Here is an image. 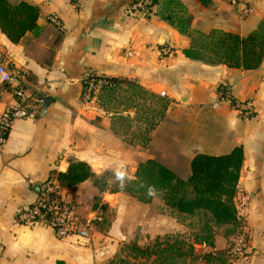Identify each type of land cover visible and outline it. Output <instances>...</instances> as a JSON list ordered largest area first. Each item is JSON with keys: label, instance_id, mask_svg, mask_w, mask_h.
Instances as JSON below:
<instances>
[{"label": "crops", "instance_id": "obj_1", "mask_svg": "<svg viewBox=\"0 0 264 264\" xmlns=\"http://www.w3.org/2000/svg\"><path fill=\"white\" fill-rule=\"evenodd\" d=\"M8 1L39 9L36 30L19 43L0 32V53L25 73L27 87L38 92L41 103H35L31 117L14 122L0 149V264H106L139 232L152 240L183 231L184 216L172 214L159 195L145 204L105 190L107 176L119 170L132 180L140 163L155 160L186 180L195 155H223L235 147L243 151L235 197L238 230L249 231V246L245 260L226 259L264 264V60L257 69L243 70L186 58L190 39L161 18L167 0H153L145 18L125 14L134 0H86L81 9L69 0ZM176 1L191 17L192 31L246 37L264 22V0H238L251 6L246 18L223 0ZM51 14L62 27L49 22ZM164 43L173 47L166 57L159 51ZM88 75L126 81L150 98L165 93L163 118L148 143L138 135L127 139L124 130V121L137 123V104L117 112L101 94L90 104L82 101ZM220 85L229 87L234 99L250 100L255 116L243 121L229 101L219 102ZM73 161L86 163L93 177L63 188L62 194L83 217L101 209L102 221L91 236L58 239L43 225L15 223L18 211L35 201L40 184L66 173ZM227 243L217 234L213 248L201 249L224 254Z\"/></svg>", "mask_w": 264, "mask_h": 264}, {"label": "trees", "instance_id": "obj_2", "mask_svg": "<svg viewBox=\"0 0 264 264\" xmlns=\"http://www.w3.org/2000/svg\"><path fill=\"white\" fill-rule=\"evenodd\" d=\"M150 1L151 5L155 2ZM208 1L199 0L203 5ZM163 6L166 15L161 13V18L190 39L189 48L183 51L186 58L243 70H254L262 64L263 23L246 37L220 30L195 33L190 29L191 17L179 2L167 0ZM168 6H171V10ZM38 15V7L25 1L11 3L8 0H0V32L11 43L17 44L27 33L36 30ZM194 34H197L196 38ZM108 79L115 85L101 94L110 92L121 83L130 86L126 81ZM137 91L142 93L141 90ZM165 108L163 105V111ZM154 127L155 125H152L151 130ZM151 130L145 131L146 137L140 140L141 143L149 142L148 135ZM242 163L241 147H235L223 155L197 154L191 160L190 175L186 180L180 179L155 160L140 163L135 178L126 180L124 189L114 191L125 192L137 201L147 204L153 199L147 195V186L155 185L157 195L170 208L171 213L184 216V220L196 219L199 230L192 242L168 235L163 239L157 237L153 244L146 247H140L136 243L125 244L106 264H194L198 258L194 246L213 248L218 228H226L223 234L226 238L235 234L240 226L235 197ZM57 177L61 187L68 188L92 178L93 173L86 163L73 161L67 172L59 173ZM95 184L98 185V181ZM141 184L144 187H141ZM101 188L99 184V189ZM122 253L127 255L122 256ZM205 260L207 264H228L225 253L207 255Z\"/></svg>", "mask_w": 264, "mask_h": 264}, {"label": "built area", "instance_id": "obj_3", "mask_svg": "<svg viewBox=\"0 0 264 264\" xmlns=\"http://www.w3.org/2000/svg\"><path fill=\"white\" fill-rule=\"evenodd\" d=\"M69 1L74 7L81 9L86 0ZM223 1L239 7V15L242 18L248 17L251 12V6L248 3L238 0ZM150 7V0H135L126 9L125 14L129 17L145 18L150 14ZM48 20L56 27H62L61 20L56 15H49ZM159 51L163 57H166L172 54L173 47L169 43H164ZM25 80V73L17 68L9 57L0 53V149L7 142L14 122L31 117L35 103H41L38 92L29 89ZM114 85L108 78L88 75L83 82L82 101L90 104L104 90ZM217 90L218 101H229L231 108L237 112L241 120L248 121L255 116L254 105L250 100L234 99L230 88L225 85H220ZM160 96H165V93L161 92ZM219 102L214 103L213 107H217ZM62 189L57 177H49L38 187L35 201L18 211L15 223L25 227L43 225L50 228L58 239H88L95 231L96 224L102 221L101 209H98L93 216H81L76 206L64 198ZM248 244L249 231L240 229L231 235L225 249L228 261L245 260Z\"/></svg>", "mask_w": 264, "mask_h": 264}, {"label": "rangeland", "instance_id": "obj_4", "mask_svg": "<svg viewBox=\"0 0 264 264\" xmlns=\"http://www.w3.org/2000/svg\"><path fill=\"white\" fill-rule=\"evenodd\" d=\"M262 31H264V22L261 25ZM195 33L199 31H195ZM195 38L197 37V34H194ZM101 100L105 103H107L110 109L116 110L117 112L122 111L126 107H130L132 104H137L138 108V116H137V123H131V121H124L123 125L126 127L124 128L127 139L134 138L135 135H138V140H141L142 138L146 137L145 131L147 129L151 130L152 125H157L163 118V109L162 106L168 103L167 96H159V99L150 98L148 95H145V93H140L135 88H132L125 83H122V85H119L115 89L111 90L110 92H105L101 94L100 96ZM134 104V105H135ZM146 119V120H145ZM155 128V127H154ZM123 183L124 185L127 183L126 180L123 178L122 180H117V178L114 176L112 177L107 176L106 179V187L105 190L114 191L119 189H124L120 187V184ZM97 205L94 204L92 207H96ZM170 211V208H168ZM185 228L183 231H178L175 234H169V236H178L181 237L189 242L193 241V238L195 234H197L199 230L198 222L196 219L191 218L189 220H186L184 222ZM226 231V228H218L217 234H224ZM165 236L168 235H162L157 236L163 239ZM152 240L147 237V235L141 236L140 232L136 236V238L128 243L124 244H132L136 243L140 247H146L150 246L154 243L155 239ZM231 237V235L228 237ZM123 244V245H124ZM198 247H195V252L198 256L197 261L194 264H207L205 257L207 256V253L204 252L203 249H201L202 245H197ZM203 247V246H202ZM122 248V245L119 249ZM198 252V253H197ZM127 255V253H122V256Z\"/></svg>", "mask_w": 264, "mask_h": 264}, {"label": "clouds", "instance_id": "obj_5", "mask_svg": "<svg viewBox=\"0 0 264 264\" xmlns=\"http://www.w3.org/2000/svg\"><path fill=\"white\" fill-rule=\"evenodd\" d=\"M125 174H126L125 172H123V171H119V170H117V171L115 172V176H116L117 180H122L123 177L125 176ZM140 186H141V187H144L143 184H141ZM120 187H121V188H124L125 185H124L123 183H121V184H120ZM147 195H148L149 197H154V196L157 195V188L155 187V185H149V186H147Z\"/></svg>", "mask_w": 264, "mask_h": 264}, {"label": "water", "instance_id": "obj_6", "mask_svg": "<svg viewBox=\"0 0 264 264\" xmlns=\"http://www.w3.org/2000/svg\"><path fill=\"white\" fill-rule=\"evenodd\" d=\"M46 102H44V104H45ZM46 105V104H45Z\"/></svg>", "mask_w": 264, "mask_h": 264}]
</instances>
